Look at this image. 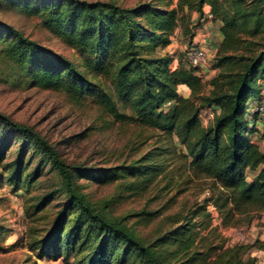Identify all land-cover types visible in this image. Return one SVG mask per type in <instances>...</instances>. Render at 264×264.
<instances>
[{
	"label": "trees",
	"instance_id": "obj_1",
	"mask_svg": "<svg viewBox=\"0 0 264 264\" xmlns=\"http://www.w3.org/2000/svg\"><path fill=\"white\" fill-rule=\"evenodd\" d=\"M12 1L39 16L49 31L77 51L83 64L80 69L0 21V54L20 77L40 87L62 90L75 100L90 97L117 119L156 130L165 139L128 164L73 165L31 126L0 114V162L9 138L14 134L23 138L15 158L3 163V180L29 192L42 170L40 163L27 170L23 155L30 145L42 154L46 170L55 171L60 180L56 192L64 196L61 206L42 236L35 235L37 229L31 232L30 248L36 257L72 255L70 264H165L156 246L169 243L175 246L174 252L188 255L185 263L205 259L198 251L188 254L195 242L194 221L184 216L185 222L144 243L94 208L75 182L81 177L104 182L130 178L128 189L144 191L160 175L172 178L165 170V152L175 154L176 145L192 176L209 182L210 196L193 211V217L201 215L200 226L210 224L209 202L225 227L264 212V150L249 138L255 130L247 117L252 114L250 102L257 97L256 81L264 77V49L244 51L264 29L263 0H178L175 7L166 8L149 1L133 6L103 0ZM205 6L221 22L222 39L214 66H226L210 79L209 92L198 67L180 62L172 68L173 57L162 53L180 24H184V35L194 36L192 26L204 17ZM188 11L196 13L195 23ZM236 65L240 67L234 69ZM180 85L190 90L188 96L179 93ZM211 107L217 109L204 124L200 112ZM53 198L54 191H48L30 203L28 217L33 218ZM253 244L264 249V239ZM240 248L228 249L230 257L235 258Z\"/></svg>",
	"mask_w": 264,
	"mask_h": 264
},
{
	"label": "rangeland",
	"instance_id": "obj_2",
	"mask_svg": "<svg viewBox=\"0 0 264 264\" xmlns=\"http://www.w3.org/2000/svg\"><path fill=\"white\" fill-rule=\"evenodd\" d=\"M94 1V0H86ZM112 1L122 6H133L139 2L149 1L161 8L175 7L178 0H103ZM264 6V0H263ZM192 22H196V13L188 11ZM0 21L10 24L24 35L38 41L45 47L56 51L83 69L82 59L77 51L60 37L49 31L36 14L19 8L12 0H0ZM200 20L192 26L194 35L209 30L212 22L205 24ZM184 24H180L171 36V43L162 50L170 54L174 61L172 68L182 62L190 66L185 51L191 43L203 46L208 53V63L200 67V74L205 84V91L212 88L210 79L226 66H214V58L221 40L214 35L199 36L209 39L210 45L205 42H194L193 37L183 34ZM264 27V26H263ZM209 37V38H208ZM222 39V38H221ZM250 40V39H249ZM247 40V41H249ZM249 43L245 53L264 49V29ZM236 65L234 69L239 68ZM257 97L252 98L250 110L247 114L252 120L254 132L249 138L264 150V128L256 126L253 121L258 120L264 125V77L256 81ZM187 86L178 87L180 94ZM262 107V109H260ZM200 112V118L206 124L217 108H205ZM204 110V109H203ZM0 114L9 116L14 121L31 126L43 138L50 142L60 153V156L73 165L95 168L113 167L119 164H128L149 153L159 140L165 141L156 130L144 128L133 122L119 120L116 115L108 112L102 105L90 97L75 100L66 92L59 89L37 86L24 77L20 72L0 54ZM256 132V133H255ZM7 148L4 150L0 162V264H70L73 256L45 255L36 257L31 250L32 231L42 236L48 229L51 219L63 202V194L56 192L60 185L55 171L46 170L48 165L41 162L42 154L30 145L24 152V163L27 170L37 163L42 166L38 180L29 192L23 188L16 189L3 180V163L14 159L22 137L16 134L11 136ZM175 154L165 152V170L168 176H159L157 182L141 192L131 191L126 187L130 178H121L115 181H100L96 178L81 177L75 182L78 191L85 199L103 215L120 222L135 237L144 243H149L157 237H162L186 220L187 217L196 223L195 242L192 251L206 255L203 260L194 263H185L187 256L174 252L175 246L163 243L156 246L161 253L165 264H264V249L255 243L257 239H264V212L256 214L249 220L243 219L235 226L225 227L221 224L218 211L209 202L206 205L210 213V224L203 228L201 215L193 217V211L198 205L206 203L210 196L209 182L192 176L186 159L179 155L180 149L176 145ZM252 173V172H251ZM248 174L250 177L252 174ZM48 191H54L53 200L39 211L33 218L28 217L26 207L35 203ZM147 212H152L148 214ZM180 218L179 221H175ZM240 245L241 248L235 258L230 257L228 249ZM202 255V256H204ZM224 260V261H223Z\"/></svg>",
	"mask_w": 264,
	"mask_h": 264
},
{
	"label": "crops",
	"instance_id": "obj_3",
	"mask_svg": "<svg viewBox=\"0 0 264 264\" xmlns=\"http://www.w3.org/2000/svg\"><path fill=\"white\" fill-rule=\"evenodd\" d=\"M204 12H205V15H204V17L201 19V20H204L205 22V24H209L210 22H212V25L210 26L209 25V29H211V30H209L208 31V29L206 28V26L204 25V24H202L203 25V29H201V31H203L204 29L206 30V31H204L203 33L202 32H198V33H196L194 36H193V41L194 42H199V43H202V42H205V44L207 45V46H210V48L213 50V52H214V50H215V46H213V45H210V40L209 39H202L201 37H199L200 35L202 36H210L211 34L212 35H214V36H216L217 38H218V40H221V38H222V34H221V31H220V26H221V22L218 20V19H216V18H214L210 13H209V7L208 6H205L204 7ZM209 38V37H208ZM180 86H182L183 88H185V85H180ZM179 86V87H180ZM189 92H190V90L187 88L185 91H184V93H182L181 95L182 96H188L189 95ZM203 112H206L207 110L206 109H204V110H202ZM253 123L258 127V126H260V127H262V128H264V125L262 124V123H260L258 120H254L253 121ZM259 128V127H258ZM263 133H264V131H262ZM256 133V132H255Z\"/></svg>",
	"mask_w": 264,
	"mask_h": 264
},
{
	"label": "built area",
	"instance_id": "obj_4",
	"mask_svg": "<svg viewBox=\"0 0 264 264\" xmlns=\"http://www.w3.org/2000/svg\"><path fill=\"white\" fill-rule=\"evenodd\" d=\"M186 59L188 63L192 66H196L199 68L208 63V53L203 46L198 44L190 46L185 51ZM262 109V107H260Z\"/></svg>",
	"mask_w": 264,
	"mask_h": 264
}]
</instances>
